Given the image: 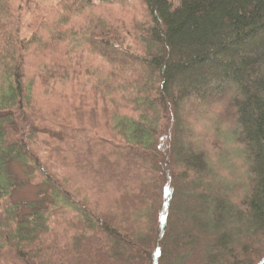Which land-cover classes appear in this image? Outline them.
Wrapping results in <instances>:
<instances>
[{
	"label": "trees",
	"instance_id": "trees-1",
	"mask_svg": "<svg viewBox=\"0 0 264 264\" xmlns=\"http://www.w3.org/2000/svg\"><path fill=\"white\" fill-rule=\"evenodd\" d=\"M0 264H264V0H0Z\"/></svg>",
	"mask_w": 264,
	"mask_h": 264
},
{
	"label": "rangeland",
	"instance_id": "rangeland-1",
	"mask_svg": "<svg viewBox=\"0 0 264 264\" xmlns=\"http://www.w3.org/2000/svg\"><path fill=\"white\" fill-rule=\"evenodd\" d=\"M15 170L22 178L25 177V174H24L25 172H24V169L21 167V165L19 164L16 165ZM18 192L19 193L16 194L17 198H31L35 193V189L32 186L25 185Z\"/></svg>",
	"mask_w": 264,
	"mask_h": 264
}]
</instances>
